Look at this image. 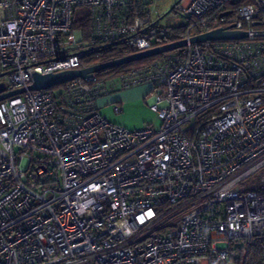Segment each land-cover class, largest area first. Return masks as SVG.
Here are the masks:
<instances>
[{
	"label": "built area",
	"instance_id": "built-area-1",
	"mask_svg": "<svg viewBox=\"0 0 264 264\" xmlns=\"http://www.w3.org/2000/svg\"><path fill=\"white\" fill-rule=\"evenodd\" d=\"M237 1L179 0L173 42L186 46L29 91L34 74L145 52L173 31L151 0H0V96L24 89L0 100V264H236L264 238V0L225 8ZM215 30L244 37L189 43ZM111 84L148 87L159 128L102 116Z\"/></svg>",
	"mask_w": 264,
	"mask_h": 264
},
{
	"label": "water",
	"instance_id": "water-1",
	"mask_svg": "<svg viewBox=\"0 0 264 264\" xmlns=\"http://www.w3.org/2000/svg\"><path fill=\"white\" fill-rule=\"evenodd\" d=\"M228 13H224L227 15ZM244 37L243 32H231L223 30H215L201 36L193 37L189 40V43H198L204 41H219V40H232V39H241ZM187 45V40H181L172 42L154 49L127 55L125 57L114 59L108 62L100 63L88 68L81 70H72L64 71L56 74L50 75H38L34 74L31 84L27 87L29 91H46L52 88L57 87L67 81L73 80L75 78L87 79L93 74L100 73L102 71L109 70L118 66L126 65L136 61H140L146 58L155 57L164 53L172 52L177 49H180ZM24 92V89L13 91L11 93L0 96V100L14 96L16 94H21Z\"/></svg>",
	"mask_w": 264,
	"mask_h": 264
},
{
	"label": "trees",
	"instance_id": "trees-1",
	"mask_svg": "<svg viewBox=\"0 0 264 264\" xmlns=\"http://www.w3.org/2000/svg\"><path fill=\"white\" fill-rule=\"evenodd\" d=\"M252 0H238L237 2H227L225 5L226 9H229V11H232L235 13L236 9L244 4L251 3ZM74 28L82 30L85 35L88 34L89 31V22L88 17L86 14V10L81 9L79 12V15H76V20L74 22ZM173 31L172 36L167 40V42H173L175 40H178L180 36L183 35L184 32V26L178 27V28H170ZM133 52V50L130 49H119V48H109L99 53L98 57L95 59L98 64L108 62L114 59H119L122 57H125L127 55H130ZM162 55H158L151 58H146L140 61H136L133 63H129L126 65L118 66L115 68H111L106 71H102L97 74H114V73H121L129 71L133 68H139L146 66L158 58H160ZM62 85V84H61ZM61 85H58L55 88L60 87ZM236 264H264V238L258 239L256 241L255 246L249 247L247 250V253L245 256L242 257V260L237 262Z\"/></svg>",
	"mask_w": 264,
	"mask_h": 264
},
{
	"label": "rangeland",
	"instance_id": "rangeland-1",
	"mask_svg": "<svg viewBox=\"0 0 264 264\" xmlns=\"http://www.w3.org/2000/svg\"><path fill=\"white\" fill-rule=\"evenodd\" d=\"M179 0H152L150 5V14L153 19H160V24L165 27L178 28L185 26L186 21L179 14L175 13L172 9L176 2ZM81 9L77 10V14ZM98 80L106 78L109 74H95ZM145 90L141 91L136 95V98H133L129 101L127 105V110L129 111V116L131 119L136 120L138 126L135 129L129 130H139L143 129L146 126H151L154 129L159 128V120L157 116L150 111L149 103L151 100L150 96L145 95ZM104 99L99 101L98 105H103L102 112L108 110L112 115V106L113 104H107L104 106ZM129 108V109H128ZM104 116V115H102ZM118 116V115H117ZM105 117V116H104Z\"/></svg>",
	"mask_w": 264,
	"mask_h": 264
},
{
	"label": "crops",
	"instance_id": "crops-1",
	"mask_svg": "<svg viewBox=\"0 0 264 264\" xmlns=\"http://www.w3.org/2000/svg\"><path fill=\"white\" fill-rule=\"evenodd\" d=\"M152 1V0H151ZM156 24H158L159 26H162L160 24V19H153ZM171 28V27H170ZM145 90V95H147L148 93V87L146 86H142V87H138V88H131V89H121L119 87V85L117 84H111L109 86V90L108 93L106 95H104L103 97H101L98 102H97V106H98V111L100 112L101 115H104L105 118L113 123V124H117L120 125L126 129H135L138 124L136 120L131 119V117L129 116V111L127 110V105L129 103V101L133 98H136L135 96L138 95L139 92ZM103 100V104L104 106L109 104H117L119 106H121L122 108V112L118 115V116H112L108 110H105L102 112L103 109V105L99 104V101L101 103V100ZM129 109V108H128Z\"/></svg>",
	"mask_w": 264,
	"mask_h": 264
}]
</instances>
